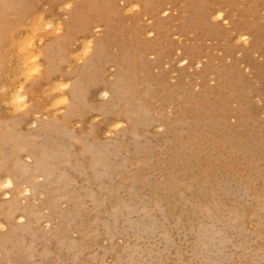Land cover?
Returning a JSON list of instances; mask_svg holds the SVG:
<instances>
[{
	"label": "rangeland",
	"instance_id": "374dc122",
	"mask_svg": "<svg viewBox=\"0 0 264 264\" xmlns=\"http://www.w3.org/2000/svg\"><path fill=\"white\" fill-rule=\"evenodd\" d=\"M13 1L19 12L0 16V119L19 124L0 132L64 123L107 25L102 78L124 73L114 109L95 79L65 133L42 138V150L24 147L49 148L59 196L69 191L81 211L58 218L49 184L29 195L0 179V201L16 197L30 224L17 222L0 243V264H264V0H100L93 44L78 34L53 63L47 46L64 41L79 0ZM117 141L112 174L100 179L87 145ZM6 143L0 167L32 165ZM59 149L70 150L60 162ZM69 224L85 233L65 234ZM10 229L0 219V239Z\"/></svg>",
	"mask_w": 264,
	"mask_h": 264
},
{
	"label": "bare ground",
	"instance_id": "6f19581e",
	"mask_svg": "<svg viewBox=\"0 0 264 264\" xmlns=\"http://www.w3.org/2000/svg\"><path fill=\"white\" fill-rule=\"evenodd\" d=\"M99 1L100 0H79L76 3L75 8L73 9V11L71 13V22L69 24V29H68V32L66 34V37L63 39L64 41H54L52 44L47 46V49H48L47 50V55H48L47 61H48V63H53L54 61L58 60V57H62L63 55H65L67 52V50H66L67 42L70 39L71 40L74 39V37L78 34L83 35L86 38L85 40H87L88 43L93 44L94 40H92V37L95 35V32L92 31L93 28L97 29V27H98L97 22L102 23V24H104V22H105L104 18L101 16L102 14L100 13V10L102 9V7H101ZM7 8H14L15 13L19 12V10H17V6L15 7V2L13 0H0V16H3V10L7 9ZM3 19H4L3 22L5 25V29H7V31H10L11 27L13 26L12 16L11 15L10 16H4ZM105 29H106V32H105L106 36L104 38L100 37V39L98 38L97 40H95V45H94L95 53H94L93 59L80 72V76L77 78V82L75 83V87L73 89H71V92H69V93H71L70 96H71V99L74 103V107L70 111V114H68V116L66 117V120L64 121L65 124L69 120L75 119L76 116H80L81 111L78 108L77 102L82 104L83 99L86 98V94H87V91L89 90V87L99 85V82L98 83L94 82L95 79L97 81H100L102 86H104L107 89L108 93L106 92V94H109L110 97H111V93L114 94L113 95L114 98H113L111 104L113 105V109L115 107L114 102L118 98V94L121 91V88L119 86L123 80L120 77H122V72L124 73V68L120 67L121 73L119 72L120 77H119L118 83L112 82V84H111V83H109V81L106 78H102V76L104 74V71L102 69L103 68V61L105 62V61L109 60V58L108 59L105 57L103 58L102 54H103L104 50H106V45H108V42H112V41H110V39L108 38V35H107V33L110 32V28H108V25H107V28L105 26ZM3 30H4L3 27H0V32ZM106 56H108V55H106ZM126 58L127 57H124L123 60H126V62H127L128 59H126ZM108 62H111L114 65V67L118 66L117 59L114 57H112V60H110ZM182 62L184 64H186L187 59H183ZM107 66H110V64L107 63ZM117 71H119V70H117ZM52 74L53 73H51L49 71L46 74L44 79L46 81L47 80H53V77L55 75L53 74L54 76L52 77ZM26 76H30V74L26 75ZM84 80H86L87 86L82 85ZM79 82H82V83L80 84ZM15 86H16V84H15ZM9 89H11V88H9ZM112 105H111V108H112ZM86 107H87V105H86ZM104 108H103V106L101 107V109L99 107V109L101 111L107 112V111H109L108 109H110V106H109V108L108 107H106V109H104ZM81 110H83V108ZM118 114L119 113L117 112L114 115L113 121L119 117ZM34 116H35V114H34ZM125 116L127 117V115H125ZM11 121H13V120H11ZM132 121H133V119H132ZM123 122H125V121H123ZM34 123H35V125L37 124L36 121ZM62 123H57V122L52 123L50 121H48L46 123L41 122V125L38 129H36L34 131L24 130V131H22V133L21 132L18 133L17 131L13 133V130L9 131V132L4 131V133L0 132V137L3 139V141L7 142L6 144L12 145L13 150L11 153V157L17 156V158H20L21 154H23V152H24V153L30 155V160L32 162L31 163L32 165L19 162V163H16L15 166L12 168H9L5 165L1 166L0 167V179H1V181L7 180L8 186L11 188H13L15 186H18V187L24 186L25 191H26V192L25 191L24 192L27 194L29 193V195L31 194L32 188H35V189L40 188V189L44 190L43 189L45 187L44 185L49 184L52 187V190L50 192H48V194H47L48 200H49V202H48V200H47V202L52 204L56 208L58 207V209L55 211L56 216L58 218L67 220L68 217L71 216L73 213H76L77 211H81V210H78L79 206H81V205H79V202H77L75 197L73 195H71V193H69V191H66L63 194V196H59L60 191L58 190V187H57V184L55 181L56 175L54 173L56 171V169L54 171L55 166H52L53 164L50 163V161H49L50 159L52 160L53 158L47 152L49 148L45 149V151H38V152L31 150V149L25 150V148H24V147L27 148L30 146H32V148H33V146L41 147L40 150H42V148H44V147L47 148V146H43L44 142L42 141L43 142L42 143L41 140L46 139L45 137H47V136H51V138H53L52 134L53 135L54 134L60 135V134H57L60 132V130L64 131V132L61 131L62 133H65L67 128H66V125L64 123L63 124ZM18 124H19L18 122H13L11 124L10 121H8V120L0 119V130L3 127H11L12 126V127L16 128V127H18L17 126ZM31 125H33V124H31ZM41 143L43 145H40ZM48 143H50V142H48ZM120 143H121V141H117L116 144L111 143L112 144L111 145L109 143V144H104L103 146L97 145V144L92 145V144L88 143L87 150L93 156H96L95 157L96 163L94 162L95 166L94 165L93 166H94V169L98 172V177L100 179L109 178V176L112 174V172L110 174V168H109L108 164H109L110 160L118 157V155H119L118 150H119ZM52 144L56 147V145H55L56 143L54 144V142H53ZM63 150H64V148H63ZM63 150L60 151V149H59V151H58L59 153H57L58 159H56L57 157H55V159L58 162L63 161V159H66V157L70 153V150H68L67 152H65ZM56 152H57V149H56ZM84 153H87V152H84ZM25 157H27V156H25ZM22 158H24V157H22ZM28 158H29V156H28ZM114 173H115V171H114ZM7 182H6V184H7ZM17 201L18 200H16V197L15 198L11 197L9 200L7 199V201L6 200L5 201L2 200V202L0 201V219L6 220L8 222V225L11 228L10 231L8 233H5L4 236H2L0 239V243H3L4 245L7 244V242L12 237V235L18 233V232H16V230H18V229H16V227H14L17 222L26 223L24 225L23 229H26V227H28V225H30L29 221L26 220L27 211H26L25 206L20 207V205ZM61 202H65L66 204H68L67 210H64V211L59 210V205ZM12 208H14L15 211L12 210ZM46 210L48 211V208H46ZM67 228L68 229H64L65 234L68 232H71V231L72 232L74 231V233H78V231H80L81 233H83V232L85 233V230L80 229L82 227L78 228L76 226H72L69 224V227H67ZM56 235H57V233H56ZM45 237H47V239H49V235H47ZM50 240H51V238H50ZM62 241H63V239H62ZM73 246H74V243H73ZM5 259L7 260L10 258L6 257Z\"/></svg>",
	"mask_w": 264,
	"mask_h": 264
},
{
	"label": "crops",
	"instance_id": "0c3cea01",
	"mask_svg": "<svg viewBox=\"0 0 264 264\" xmlns=\"http://www.w3.org/2000/svg\"><path fill=\"white\" fill-rule=\"evenodd\" d=\"M0 39H1V37H0Z\"/></svg>",
	"mask_w": 264,
	"mask_h": 264
}]
</instances>
